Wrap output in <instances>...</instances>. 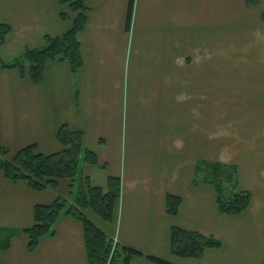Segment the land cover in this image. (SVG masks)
I'll return each instance as SVG.
<instances>
[{
    "label": "crops",
    "instance_id": "crops-1",
    "mask_svg": "<svg viewBox=\"0 0 264 264\" xmlns=\"http://www.w3.org/2000/svg\"><path fill=\"white\" fill-rule=\"evenodd\" d=\"M83 1L77 72L65 61L46 62L36 84L27 66L0 68V149L7 158L29 146L56 154L65 126L83 135L95 164L80 163L73 183L58 180L55 190L41 192L0 172V264H88L82 226L70 216H60L32 253L23 231L34 225L36 206L56 198L71 205L70 186L75 192L80 182L105 193L109 178L120 181L111 220L84 215L117 246L142 255L129 264H153L146 257L167 264H264V170L233 165L226 151L211 150L209 138L198 142L199 111L215 109V96L225 93L217 86L221 78L239 81L233 90L248 104L238 106L264 112V0L250 6L248 0H133L130 19L129 0ZM60 14H68L67 6L56 0H0V24L9 28L0 65L62 35L70 21ZM259 123L254 137L264 159V119ZM219 158L236 167L235 192L251 195L241 215L218 211L203 165ZM168 197L180 201L175 215L167 212ZM172 229L220 247L197 259L176 257Z\"/></svg>",
    "mask_w": 264,
    "mask_h": 264
},
{
    "label": "trees",
    "instance_id": "trees-1",
    "mask_svg": "<svg viewBox=\"0 0 264 264\" xmlns=\"http://www.w3.org/2000/svg\"><path fill=\"white\" fill-rule=\"evenodd\" d=\"M59 5L67 6L68 14H60L63 21H70L68 29L57 38H45L40 49L25 50L22 56L10 64L0 65V68L18 69L28 68L29 78L33 83L42 79L43 66L50 61H65L70 65L72 72L81 67V58L76 41L77 34L82 31L86 23V7L83 0H56ZM257 0H248V6L255 5ZM133 0H129V14L131 17ZM264 23V12L261 15ZM9 33L6 25L0 24V46ZM57 142L60 152L49 156L36 153L34 146L26 147L13 157L7 158V151L0 149V172L10 182H24L30 190L41 192L47 188L56 189L58 180L73 183L77 176L80 163L95 164V158L83 145V135L72 132L65 126L60 127L57 133ZM207 180L213 184L216 192L218 211L226 216L241 215L250 204L251 195L248 192L232 191L228 189L236 186V167L233 165H203ZM69 194H73V202L68 204L65 199L56 198L49 206L34 208V225L23 234L27 239V251L36 250L39 241L50 233L51 227L60 216H70L82 226L84 245L88 264H129L132 257H142L141 254L127 248L114 247L113 241L102 231L97 229L84 215L85 211L95 215L101 221L109 222L112 212L120 196V181L109 178L106 192L91 188L85 182H80L75 192L71 186ZM180 204L179 199L168 197L166 200L167 212L175 215ZM171 253L180 258H199L206 249H217L220 244L212 239L204 238L196 233L172 229L170 238ZM146 259L153 264H167L152 257Z\"/></svg>",
    "mask_w": 264,
    "mask_h": 264
},
{
    "label": "rangeland",
    "instance_id": "rangeland-1",
    "mask_svg": "<svg viewBox=\"0 0 264 264\" xmlns=\"http://www.w3.org/2000/svg\"><path fill=\"white\" fill-rule=\"evenodd\" d=\"M229 73L227 72L228 76ZM244 83L245 81L242 80V86ZM238 85V80L228 79V77L218 80L217 86L224 89L225 93L223 94L222 91L221 94L215 96L217 106L214 110L199 111V146L202 142L206 144L209 138L211 150H214L216 154L219 151H226L233 165L240 162L254 169L264 170V159L258 156L263 143L254 137L256 130L260 128L256 125H261L259 121L264 119V112L238 106L248 104L247 100L241 98V94H237V91L233 90ZM225 88L232 92L229 93ZM213 125L215 134L212 137L210 133L213 131ZM247 143L252 144L253 149L247 150ZM218 160L221 165H226L225 163L229 161L227 158ZM218 160L216 159L215 163H218ZM239 164L237 165L239 166ZM200 177H202L201 174ZM224 187L227 188L230 195L237 189V186L231 189H228V186Z\"/></svg>",
    "mask_w": 264,
    "mask_h": 264
},
{
    "label": "built area",
    "instance_id": "built-area-1",
    "mask_svg": "<svg viewBox=\"0 0 264 264\" xmlns=\"http://www.w3.org/2000/svg\"><path fill=\"white\" fill-rule=\"evenodd\" d=\"M115 245H116V241L113 240V245H112L111 253L113 252Z\"/></svg>",
    "mask_w": 264,
    "mask_h": 264
}]
</instances>
